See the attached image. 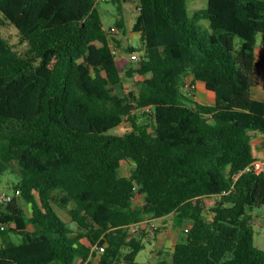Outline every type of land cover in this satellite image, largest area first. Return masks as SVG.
I'll use <instances>...</instances> for the list:
<instances>
[{
	"label": "trees",
	"instance_id": "obj_1",
	"mask_svg": "<svg viewBox=\"0 0 264 264\" xmlns=\"http://www.w3.org/2000/svg\"><path fill=\"white\" fill-rule=\"evenodd\" d=\"M137 2L144 54L127 77L143 78L120 95L121 40L97 0H0V25L29 46L19 52L0 29V173L17 165L21 192L0 204V264H137L151 241L138 224L172 213L190 225L171 264H264L249 212L264 206V173L246 170L256 136L264 146V99L253 92L264 0L191 11L189 0ZM198 80L211 103L196 99ZM140 115L153 131L112 132Z\"/></svg>",
	"mask_w": 264,
	"mask_h": 264
},
{
	"label": "rangeland",
	"instance_id": "obj_2",
	"mask_svg": "<svg viewBox=\"0 0 264 264\" xmlns=\"http://www.w3.org/2000/svg\"><path fill=\"white\" fill-rule=\"evenodd\" d=\"M207 0H189V8L190 11L194 8H200L205 5ZM137 0H97V6L100 10L104 27L108 30L112 26L113 31H118V37L121 40V45L118 46L114 41V48H116L118 63L121 67L122 74L124 76V82L122 84H117L114 86V90L116 93L120 95H125L130 89L135 86V81L137 79L143 78V76L138 73L134 72L133 78L127 77V70L132 68L137 70L139 68L138 61L133 59L131 56L133 53H137L139 56L144 54V45L143 40L139 33L132 31V23L138 13L137 11ZM123 16L125 21V27L120 28L116 25V22ZM2 18V16H0ZM0 29L2 33L8 38L10 43L21 53H27L29 46L27 43H21L19 38L18 29L14 27L9 22H4V24L0 25ZM264 41V34L260 33L258 36V45ZM237 43L240 45L241 40L237 38ZM134 46L135 51L129 52L127 50L128 46ZM187 84L183 87L184 91L189 89V84L191 83L190 79L187 80ZM198 95H202L203 92H211L206 89L205 83L201 80H198ZM211 94L214 95L213 92ZM256 94V91H255ZM257 95V94H256ZM204 101V100H202ZM209 101V100H208ZM145 127L148 128L150 131H153V121L147 115H140L137 124H133L131 121H125L121 126L114 128L112 130L113 133L116 134H125L129 133L132 130H136L137 128ZM261 135L258 137L256 136L254 140L260 139ZM256 140V142H257ZM258 144L260 141L258 140ZM130 164L128 162H124L121 168V174L127 175L130 173ZM20 178V170L19 167L16 165L13 169L0 173V197L3 194H15L14 183L18 181ZM208 206H212L216 200L215 197L210 196L205 198ZM5 203L0 198V204ZM24 207L27 212L30 211V206L27 203H24ZM62 217L69 221L70 216L64 210L58 208ZM249 212L253 215L254 222H252V226L255 229V243L256 245L262 247L264 249V206L263 207H254L250 209ZM152 221L157 224V228H145L147 232L151 235V241L146 242V248L142 249L137 257V264H171V257L174 250L175 242L179 241L181 237L184 235V228L190 225V221L183 220L175 216V214H169L166 217H152ZM176 225V230L181 231L183 234L179 236V238H175L173 235L174 227ZM164 231L166 234L164 235ZM14 242L19 243L21 242V238L18 234L13 232L10 233ZM159 240L161 242H159ZM2 241V234L0 233V243ZM99 252L96 256L92 259L97 261L99 259Z\"/></svg>",
	"mask_w": 264,
	"mask_h": 264
},
{
	"label": "crops",
	"instance_id": "obj_3",
	"mask_svg": "<svg viewBox=\"0 0 264 264\" xmlns=\"http://www.w3.org/2000/svg\"><path fill=\"white\" fill-rule=\"evenodd\" d=\"M138 4V2H137ZM137 7V5H136ZM138 14V13H137ZM137 16V15H136ZM136 18V17H135ZM133 25V23H132ZM114 27V26H112ZM264 43V41H263ZM258 72L260 74V82L259 84L254 88L253 92H254V96L256 98H259V99H264V58L261 56L258 60ZM190 79V81L192 80L191 77H188L187 80ZM188 83V82H187ZM206 87V86H205ZM207 89V88H206ZM208 90V89H207ZM255 91H256V94H255ZM198 92H199V89H198V81L195 83V95H196V99L202 101V102H206V103H211L213 100H214V95L211 94V92H203V94L200 96L198 95ZM209 100V101H208ZM261 138L258 140L260 141V144H258V140L256 142V140L253 141V145H254V150H255V153L257 155V157L259 158H263L264 157V146L262 145V141H263V136L261 135L260 136ZM128 175V174H127ZM167 216V215H166ZM166 216H163V217H166ZM176 216V215H175ZM152 220V219H151ZM70 221V220H69ZM172 226L174 227V233L173 235L175 236V238H179V236H182L183 234L181 233V231H178L176 230V225H173L172 223ZM185 229V228H184ZM164 235L166 234V231H164ZM149 239L151 240V235L149 234L148 235ZM159 242H161L159 240ZM178 241L175 242V244L177 243Z\"/></svg>",
	"mask_w": 264,
	"mask_h": 264
},
{
	"label": "built area",
	"instance_id": "obj_4",
	"mask_svg": "<svg viewBox=\"0 0 264 264\" xmlns=\"http://www.w3.org/2000/svg\"><path fill=\"white\" fill-rule=\"evenodd\" d=\"M138 9H139V8H138ZM114 46H115L114 43H112L113 52L116 53L117 50H116V48H114ZM260 48H261V51H262V57L264 58V43L261 44ZM131 56L133 57V59H135V60H137V61L141 59V56H139L137 53H133ZM246 170H247V171H253V172H255V173H264V157H263V158H259V157H258V158H256V159H254V160H253V161H252V162L246 167ZM20 193H21L20 190L17 189V190H15V194H9V193H6V194L1 195L0 198H1L5 203H7V202L13 200V198H14L15 196L19 195ZM133 200H134V201H138L137 196H134ZM4 227H5V225H2V228H4ZM147 227H149V228H154V229H155V228H157V224H156L154 221H152L151 219L144 220V221H142V222H140V223L138 224V228H139L140 230H143V229H145V228H147ZM94 249H97L98 252L100 253V252H102V251L105 250V244H104V245H95V246H94Z\"/></svg>",
	"mask_w": 264,
	"mask_h": 264
}]
</instances>
